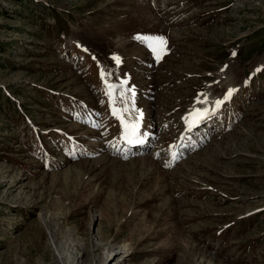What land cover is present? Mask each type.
<instances>
[{
  "label": "rangeland",
  "instance_id": "rangeland-1",
  "mask_svg": "<svg viewBox=\"0 0 264 264\" xmlns=\"http://www.w3.org/2000/svg\"><path fill=\"white\" fill-rule=\"evenodd\" d=\"M220 75L224 117L162 169L156 143ZM128 89L148 115L146 159L105 151ZM130 238L125 264H264V0H0V264H96Z\"/></svg>",
  "mask_w": 264,
  "mask_h": 264
},
{
  "label": "bare ground",
  "instance_id": "bare-ground-1",
  "mask_svg": "<svg viewBox=\"0 0 264 264\" xmlns=\"http://www.w3.org/2000/svg\"><path fill=\"white\" fill-rule=\"evenodd\" d=\"M113 56L115 58H118L119 62H117V60L114 59V57H113L115 65H109V66L106 65L107 67H103L104 76H107L108 74L111 75L113 73V71L119 70L121 68V66L123 65L120 55L114 54ZM98 61H100V60H98ZM100 63H101V65H103L102 62H100ZM121 76H123V75H119L117 77L118 78V86L128 87V85H130V80H129L128 74L124 75V77H126V78L120 79ZM224 79L225 78L220 75V80L217 83H212V84L206 85L205 91H202L201 93H199V95L196 97L194 103L189 107V109L187 110L186 114L183 117V122L185 124V131H184V135H183L184 139L186 138V135H190L192 133V131L190 130V126L192 125L193 122H197L198 118H200L201 120H209L212 116H214L216 114H220V111L216 110L215 108H213L211 111H208L206 108L200 107L199 105H204V103L207 102L208 100L212 103H215V104H217V101H220L221 103H219L217 105H220L219 108L222 106L224 109L226 101H228L229 98H231V96L233 94V90H234V88L231 87V85H228V81L223 82ZM107 80L109 81V83L107 82ZM104 81L109 87L111 85L114 86L111 83L114 81V79H112V78L107 79L106 78V80H105V77H104ZM217 87H220V88L226 87L225 95L220 97L215 90ZM229 92H231L230 96H229ZM131 93H132L130 96L131 104H130L129 108L131 110L133 109V111L128 110V112L125 111L126 113L122 112L124 110V106L127 107L128 100H127V103L123 104L122 106L117 105L116 103L115 104L118 106L120 113L123 115L124 120L127 121L129 125H132V124H138L139 125V129H138V134H139V132L141 131L140 127L143 126L145 120L148 118V115H147L146 111H144L141 107H139L138 98L136 100L137 96H136L135 90H132ZM201 96H205L206 98L201 100L200 99ZM217 97L220 99L221 98L224 99L225 100L224 103H222V101L220 99H218ZM136 102H137V105H136ZM209 128H214V126H210ZM134 138H135V140H139V138L137 136ZM158 150L160 151L161 149H158ZM167 151H168V153L170 152L168 149H167ZM170 154H171V157L173 158V153H170ZM178 155H182V153L180 151H178ZM146 158H148V157L145 156V158H141V159H146ZM176 159H177V157H176ZM132 244L133 243H131V238H130L128 240V244L127 243L125 244L124 249H122L120 251L119 250L118 251H116V250L111 251L110 250V253H108L106 256L104 255L102 258L98 259L96 261V264H111V263L125 264V261L127 260L126 258L130 257V255H128L129 254L128 252H129V249L131 250V248L133 246ZM127 246H129V249L126 248ZM120 255H122V256H120ZM123 255H126V257L121 258V257H123Z\"/></svg>",
  "mask_w": 264,
  "mask_h": 264
},
{
  "label": "snow or ice",
  "instance_id": "snow-or-ice-1",
  "mask_svg": "<svg viewBox=\"0 0 264 264\" xmlns=\"http://www.w3.org/2000/svg\"><path fill=\"white\" fill-rule=\"evenodd\" d=\"M143 39L147 40L149 42V46L152 48L154 52L158 51V49H162L163 46L166 44V40L163 37H143ZM160 56H157V59H159ZM114 59L118 61V58ZM103 75V73H102ZM114 88L113 86H110L109 95H113ZM131 91V90H129ZM231 95V92H229V96ZM123 96V91H121V97ZM221 103L220 101H217V104ZM123 111H127V109H124ZM113 114L118 115V118L121 119L122 124L125 127V138L128 139L129 142H133L132 138L136 137L138 135V124H132L129 125L127 121L124 120L123 115L121 113L117 112V109L115 108V105H113Z\"/></svg>",
  "mask_w": 264,
  "mask_h": 264
}]
</instances>
